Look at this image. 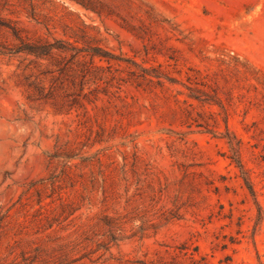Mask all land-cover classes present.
Instances as JSON below:
<instances>
[{
  "label": "rangeland",
  "instance_id": "obj_1",
  "mask_svg": "<svg viewBox=\"0 0 264 264\" xmlns=\"http://www.w3.org/2000/svg\"><path fill=\"white\" fill-rule=\"evenodd\" d=\"M0 264H264V0H0Z\"/></svg>",
  "mask_w": 264,
  "mask_h": 264
},
{
  "label": "trees",
  "instance_id": "obj_2",
  "mask_svg": "<svg viewBox=\"0 0 264 264\" xmlns=\"http://www.w3.org/2000/svg\"><path fill=\"white\" fill-rule=\"evenodd\" d=\"M18 32V30L11 28V33L13 37H15L19 41V45L15 46V48L10 50L11 54L24 53L26 55L33 56L37 59H42L52 57L55 53L62 54L65 52H73L71 54V60L76 59L81 53H86L85 55H89L91 60L95 57H98L100 59H106L105 61H108L110 59L107 54H103L101 50L97 47H89L87 48V50H80L62 41H55L54 43L41 40L35 42H28L19 38ZM233 161L236 163V166L239 168V170H242L240 162L236 158ZM244 182L246 187L252 194L253 192L249 182L245 178Z\"/></svg>",
  "mask_w": 264,
  "mask_h": 264
}]
</instances>
